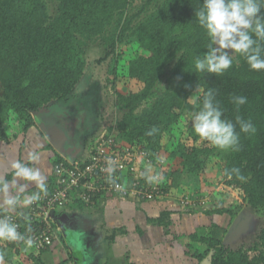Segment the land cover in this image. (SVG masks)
Returning <instances> with one entry per match:
<instances>
[{
	"label": "trees",
	"instance_id": "16d2710c",
	"mask_svg": "<svg viewBox=\"0 0 264 264\" xmlns=\"http://www.w3.org/2000/svg\"><path fill=\"white\" fill-rule=\"evenodd\" d=\"M203 2L0 0V136L4 144L21 141L23 151L34 141L33 134L29 135L33 130L43 140L41 149H53L43 136L40 120L35 114L53 104L65 103L75 95L88 68L86 48L99 42L106 50L103 60L112 57L110 75L115 79L108 83L116 94V106L123 112L117 131L110 133L149 151L155 158L154 148L158 147L162 137L169 133L173 135L176 127L185 122L186 115L194 116L202 108L205 94L212 90L223 112L222 118L235 125L240 150H220L201 139L193 126H189L192 144L184 146L183 172L180 171L184 173V182H198L214 169L218 182L234 193L236 201L230 208L216 207L204 211L205 216L236 218L243 208L250 206L264 217V70H252L245 57L239 54L231 56L233 64L222 75L201 73L195 69L196 56L206 53L210 44L206 31L195 16ZM133 42H137L138 47L128 62V76L140 86L138 91L122 93L115 89L119 78L116 72L123 57L117 50L120 45ZM161 81H165L162 91L158 86ZM233 96L247 97V103L237 108ZM237 117L250 121L256 132H241ZM153 128L156 132L147 135ZM53 150V176L48 188L55 180L58 164L73 165L70 158ZM88 152L82 157L86 163H79L81 167L89 162ZM223 152L222 162L213 164L214 157ZM76 161L80 162L79 159ZM232 168H239L246 180H238L235 174L229 179L225 170ZM177 176L181 175L177 173ZM163 185L172 194L174 188ZM172 186L178 188L179 183L173 182ZM73 203L85 207L78 200ZM173 213L166 210L151 221L169 225L167 219ZM54 225L58 228L55 222ZM27 226L25 224L23 234L27 232ZM189 238L207 246L205 251L190 246L193 252H186L198 262L202 263L212 255L211 264H264V225L256 241L247 249H232L220 238L197 233ZM23 244L3 241L0 251L8 258L9 249L18 250Z\"/></svg>",
	"mask_w": 264,
	"mask_h": 264
},
{
	"label": "rangeland",
	"instance_id": "374dc122",
	"mask_svg": "<svg viewBox=\"0 0 264 264\" xmlns=\"http://www.w3.org/2000/svg\"><path fill=\"white\" fill-rule=\"evenodd\" d=\"M139 4L140 2L137 6ZM53 11L54 9L51 10L52 13ZM137 47V42H133L122 44L117 50L123 57L118 64V72H116L119 77L116 80V91L125 93L129 90H139L140 85L128 76V62L134 57ZM228 51L231 53V50ZM105 53L106 50L101 43H91L85 53V59L88 60L86 75L75 95L65 103L53 104L44 109L49 111L51 107L62 108V106L69 109V119L66 125L71 137L69 140L72 139L73 145L77 149L76 152H73L75 155L78 153L86 155L95 140L102 134L115 133L117 123L122 117L123 112L115 104L116 94L108 83L109 80L115 79L110 75L113 69L112 57L103 60ZM158 86L162 91L165 88V81H161ZM67 108H63L59 115L65 120L67 119ZM44 110L35 116L40 120V128L43 136L46 137L45 125L41 119V112ZM193 117L189 114L186 115L185 122L182 121V124L176 127L173 135L169 133L162 137L158 147L154 148V153L161 162L163 161L161 169L158 170L162 177L160 182L166 184L168 188H174L168 197L169 200L165 198L153 202H142L138 198H125L121 201L128 200L127 204L130 207L126 210L121 209L120 213L116 210L117 202L115 201L117 200H110L115 202V205L110 204L113 211L111 213L102 211V207L105 205L102 204L101 207L84 210L85 213L79 210L78 213L61 216L64 229L74 238L73 242H75L77 250H81L85 255L91 253V259H89L92 262L95 260L100 262L99 260L106 254L108 259L112 260L116 257L122 262L125 261V264H132L134 261L140 264L143 262H148V264H206L205 261L210 256L201 263L186 254L188 251L193 252L190 246L200 251L207 249L206 245L190 240L189 236L194 233L220 238L227 247L232 249L242 247L247 249L256 241L257 235L264 225V217L250 206L243 208L236 218H231L229 215L205 216L204 211L216 207L230 208L236 201L234 193L218 182L214 169H211L198 182H184L185 176L184 173H181L183 172L182 157L184 146L192 144L188 127L193 126ZM29 135L33 136L34 141L26 147L23 161L32 165L34 162L28 161L26 156L30 152H35L43 140L38 139L40 136H35L33 130L29 131ZM3 141L0 136V167L5 152ZM20 142L15 141V146L18 147ZM69 146L71 143L67 147ZM44 152L47 151L42 149L37 152L38 157L41 156V158H38L35 166L40 170L44 165L39 166L40 163L45 161ZM224 155L225 152L214 157L213 164L218 163L217 165H219ZM177 173L181 176L175 177ZM173 182L179 183V187H173ZM187 196L195 200L206 198L208 203L205 206L188 208L181 203L182 198ZM151 203H154L152 207ZM166 210L174 212L169 220L167 219L169 225H158L151 221ZM240 214L244 217L237 221ZM114 248L118 249L114 252ZM18 250L12 248L7 253L12 255Z\"/></svg>",
	"mask_w": 264,
	"mask_h": 264
},
{
	"label": "clouds",
	"instance_id": "9594fccd",
	"mask_svg": "<svg viewBox=\"0 0 264 264\" xmlns=\"http://www.w3.org/2000/svg\"><path fill=\"white\" fill-rule=\"evenodd\" d=\"M261 9H264V0H204L202 8L195 12V16L206 31L210 44L206 53L196 56L195 69L201 73L222 75L233 64L231 56L239 54L245 57L252 70H264V14H261ZM232 99L237 108L247 103V97L244 96H233ZM222 117L223 112L215 101L214 93L209 90L204 96L202 108L193 117L194 131L201 139L220 150L239 151V134L235 125ZM236 119L241 132H256L250 121L240 117ZM155 132L156 129L153 128L147 135L151 136ZM38 158L36 152L28 154L30 162H35ZM114 163H109L108 181L119 188L120 185L112 175L115 172ZM10 167L13 179L9 181L0 178V213H3L0 214V241L23 242L26 248H32L36 241L32 236L20 233L19 225L13 222L9 214L21 216L28 225L26 231L31 233L33 230L30 217L24 212L17 213V209L21 206L27 208L39 201L42 194H48L46 177L38 167L29 166L21 160L11 161ZM150 172L149 168L144 173L148 183L161 181V176L150 175ZM233 174L242 182L246 180L239 168L225 170L229 179ZM24 182H32L38 191L24 195L21 199V194L29 187ZM4 258V253L0 251V264H4Z\"/></svg>",
	"mask_w": 264,
	"mask_h": 264
},
{
	"label": "built area",
	"instance_id": "2783aa9c",
	"mask_svg": "<svg viewBox=\"0 0 264 264\" xmlns=\"http://www.w3.org/2000/svg\"><path fill=\"white\" fill-rule=\"evenodd\" d=\"M76 155L71 158L73 165L66 166L65 162H61L55 167V180L50 188L47 187L48 194H42L39 201L23 211L30 217L33 230L24 235L33 237L36 243L32 248L38 252L48 250L54 245L59 231L54 225L56 215L68 206H74L75 200L80 201L86 208H95L106 198H138L142 202H153L170 195L161 182L150 184L144 176L149 168L150 175L161 176L158 170L161 169L163 161L157 156L153 158L147 150L120 140L114 134L100 136L88 152L89 162L85 166L81 167L79 164L86 163L83 155ZM77 159L80 162L76 161ZM111 161L115 162V172L112 175L120 185L119 188L108 181V167ZM200 199L195 200L187 196L182 198L181 203L188 208L205 206L208 203L206 198ZM10 216L13 222L19 225L18 231L23 234L27 223L18 214Z\"/></svg>",
	"mask_w": 264,
	"mask_h": 264
},
{
	"label": "crops",
	"instance_id": "0c3cea01",
	"mask_svg": "<svg viewBox=\"0 0 264 264\" xmlns=\"http://www.w3.org/2000/svg\"><path fill=\"white\" fill-rule=\"evenodd\" d=\"M37 136V135H35ZM38 138V137H36ZM38 139H41V137H39ZM42 141V139H41ZM15 142H13L12 144H4V149H5V152H4V155H3V159L1 160V167H0V178H3V179H6L7 180V177L10 176V178L8 179L9 181H11L13 179V171L10 167V162L11 161H14V160H21L23 161L24 159V151L26 149H23V151L21 150V142L19 143V146H15L14 144ZM40 146H37V149H36V153L39 151V150H42L41 148H43L44 146V143L42 141V144L40 143L39 144ZM51 145V144H50ZM52 146V145H51ZM53 149H55L54 146H52ZM49 149V150H48ZM46 150H43V151H47V152H44L45 153V157L44 158V162H41L39 166L43 165V168H42V173L45 175L46 177V184L50 183L52 181V174H53V157H54V150L52 148H48ZM56 150V149H55ZM21 151V152H20ZM57 151V150H56ZM29 154V153H28ZM75 155L74 153H72L71 156H69L68 158H73ZM28 158V156H26ZM41 158V156L39 157ZM50 160V161H49ZM24 162V161H23ZM36 162V161H35ZM35 162L30 165L32 167H36L35 166ZM45 164H47L45 166ZM2 172H4L2 174ZM22 183V181H21ZM24 183H28L29 184V187L27 188L26 192L21 194V199L23 198L24 195H31L32 193H34L37 189L34 187V184L32 182H24ZM114 198V197H113ZM106 198L104 200L101 201V204L99 205V207H101V205L105 204L104 207H102V211L104 212H108V213H111L113 212L112 211V208L110 207V204H114L115 202H117L116 206V210L118 213L121 212V209H128V207H130L127 203V201H121L122 199H119V198ZM168 199V198H167ZM170 199V198H169ZM168 199V200H169ZM115 201V202H112V201ZM109 201V203H107ZM163 202V201H161ZM146 204H150V203H146ZM145 204V205H146ZM152 204L154 203H151V207L153 206ZM102 205V206H103ZM115 205V204H114ZM123 207V208H122ZM20 209H27V208H24V207H18L17 211H19ZM87 209H94V208H86V207H78V206H68L67 208H65L63 211H61L60 213L57 214L58 218L55 220L56 222V225L58 226V228L60 229L61 232L58 231V233H62V238L60 237V234L58 235V238L55 240L54 242V245L48 249V250H45V251H42V252H38L36 251L35 249H32V248H26L25 244H23L21 246V250H18L17 253H13L12 255H9L8 253V258L5 257L4 258V263L5 264H61V263H64L65 264H125V261H121L120 259H117L116 257L113 258L112 260L108 259L105 255H103L104 258L100 259L98 262V260H95V261H91V257H90V253L89 255H85L83 254V257H82V261L83 262H79L78 261V257L76 256L77 254H75L70 246L68 245L64 235H63V232L61 230V226L64 228V224L62 223V218L61 216H64V215H71L72 213H78L79 210L83 211L85 213L84 210H87ZM115 211V210H114ZM116 212V211H115ZM125 212V211H124ZM128 214V213H127ZM129 219V218H127ZM200 235V234H198ZM201 236V235H200ZM117 246V245H116ZM114 252L118 249V248H114ZM76 252H81V250H77ZM82 255V254H81ZM90 258V259H89ZM195 260V259H193ZM147 261V259H146ZM132 264H140L139 262H132ZM142 264H148V262H143Z\"/></svg>",
	"mask_w": 264,
	"mask_h": 264
},
{
	"label": "water",
	"instance_id": "95a60500",
	"mask_svg": "<svg viewBox=\"0 0 264 264\" xmlns=\"http://www.w3.org/2000/svg\"><path fill=\"white\" fill-rule=\"evenodd\" d=\"M63 108H67L65 106H62V108H50L49 111H43L41 112V119L43 120L42 123L45 125V134H46V138L48 139V141L52 144V146L55 147V149L63 156H71L70 152H76V148L73 145V141L71 139V141L69 140L70 134L68 133V127H67V123H68V108H67V119L65 120V118H62L60 115V113H62ZM71 143V146L67 147L69 144ZM75 148V149H74ZM80 150V149H79ZM79 152V151H78ZM79 154V153H78ZM244 217V215L242 216V214L239 215L237 221H240V219H242ZM61 230L63 232V235L68 243V245L70 246L71 250L77 254L76 256L78 257V261L79 262H83L82 261V257H83V253L82 252H76L77 248L75 245L74 238L72 237L71 234H69L68 231H66L62 226H61ZM225 244V243H224ZM82 254V255H81ZM211 257L212 255H210V258L208 260H206V264L209 263L211 264ZM81 264V263H80Z\"/></svg>",
	"mask_w": 264,
	"mask_h": 264
},
{
	"label": "flooded vegetation",
	"instance_id": "af4514ba",
	"mask_svg": "<svg viewBox=\"0 0 264 264\" xmlns=\"http://www.w3.org/2000/svg\"><path fill=\"white\" fill-rule=\"evenodd\" d=\"M73 152H70V155H72Z\"/></svg>",
	"mask_w": 264,
	"mask_h": 264
}]
</instances>
